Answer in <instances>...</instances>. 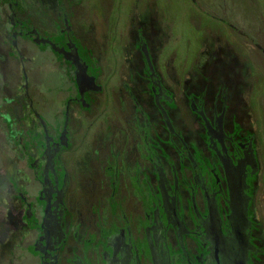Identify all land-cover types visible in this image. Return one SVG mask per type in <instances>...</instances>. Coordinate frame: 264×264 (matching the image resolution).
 <instances>
[{"label": "rangeland", "instance_id": "1", "mask_svg": "<svg viewBox=\"0 0 264 264\" xmlns=\"http://www.w3.org/2000/svg\"><path fill=\"white\" fill-rule=\"evenodd\" d=\"M63 2L61 9L59 0H0L8 17L0 13V130L15 134L20 151L0 149V171L12 175L0 179V203L27 212H16L1 234L0 264H43L31 251L42 229L30 222L38 223L48 187L49 243L59 264L100 263L118 227L140 231L145 219L155 225L159 168L166 184L176 178L177 211L188 216L181 211L197 191L194 174L210 189L213 174L222 175L205 125L215 126L222 113L231 155V139L239 146L250 139L249 163L258 164L247 211L258 250L248 260L264 264V0ZM70 28L92 57L99 55L97 77ZM24 36L53 43L60 56L80 63L77 96L65 98L63 70L47 47H26L31 58L23 72Z\"/></svg>", "mask_w": 264, "mask_h": 264}, {"label": "flooded vegetation", "instance_id": "2", "mask_svg": "<svg viewBox=\"0 0 264 264\" xmlns=\"http://www.w3.org/2000/svg\"><path fill=\"white\" fill-rule=\"evenodd\" d=\"M222 118L223 113L218 115L215 126L205 122L209 142L222 163V175L213 174L215 185L210 189L198 173L194 174L199 196L192 190L186 197L181 214L188 216L177 211L181 204L176 197V178L173 185L166 184L164 172L158 167L156 186L161 205L154 211L155 225H149L150 221L145 219L140 231L129 223L118 227L109 235L112 245L110 251L101 253L102 262L91 264H250L249 253L258 249L251 240L247 215L249 189L254 186L248 178L256 174L258 164L249 163L250 139L242 143L241 152L233 148L231 155L222 131ZM53 218L49 209L42 210L37 223L43 238L34 239L33 252L43 264H59L57 246L49 243Z\"/></svg>", "mask_w": 264, "mask_h": 264}, {"label": "trees", "instance_id": "3", "mask_svg": "<svg viewBox=\"0 0 264 264\" xmlns=\"http://www.w3.org/2000/svg\"><path fill=\"white\" fill-rule=\"evenodd\" d=\"M67 2L69 3V1H67ZM59 3L61 5V9H63V7L66 6L65 3L63 2V0H59ZM68 3H67V5H68ZM74 5H72V6H74ZM77 5L78 4H76V6ZM70 8H71V5H70ZM73 12L74 11L72 9L71 10L70 9H67V10H64L63 11L66 22L67 21L68 22H71L70 16L73 15ZM0 13L3 14L2 16H4L6 14V11H4V5H1L0 6ZM4 17H5V19L8 18L7 15H5ZM67 31L70 32L69 35H71V38H72V40L74 42L77 39L76 40L77 41L76 43H78L79 41L82 43L81 44L79 42L78 46H80V47L78 48V50H79L81 56L86 60V62L88 64V68L90 69V72L97 77V75H99L100 72L102 71V69H101V63L98 60L99 55H97V60H96V57L94 58V57L91 56V55H93V53L92 52H89L88 50H86V48H89V46L85 45V43L81 39V36L79 35L80 36L79 37L77 34L75 35L73 33L74 31H72L71 28L70 29H67ZM159 36H160V34H158V39H159ZM31 41H32V44L34 46L33 49H35V48L37 49L38 48V50L40 51V50H43V48L47 47L48 49H50L54 53L55 60H54L53 63H56L57 62L58 67L61 66V70H63L62 76H63V78H65V82L67 84L66 90L68 89L67 90L68 91V94L66 95L65 98H67V97L70 98V96H73V95L74 96H77L79 94L78 82H77L78 80H77V77H76L78 70H76L74 68L75 67L77 68V66H80V63H78V62L77 63L76 62L73 63L74 61H73L72 57L69 56L68 54H64V55H61L60 56L58 54V51H55V49L53 48V46L49 42H47V41H43V43H39L38 41H35L33 38L31 39ZM136 42H138V41H136ZM160 44H161V42H159V44H158L159 47H160ZM22 60H23L22 63L24 65L23 66V72H24V70L26 69V66L25 65L27 63L26 62L27 60H26L25 56H22ZM36 63L39 64L37 61H36ZM59 63H60V66H59ZM52 64H51V66H52ZM37 66L39 67V65H37ZM52 68L57 71V69L55 67L52 66ZM59 73H60V71H59ZM55 118L58 119V116H55ZM60 119L57 120V122L55 124V128H56L55 132L56 133H57V131H59V125H60V122H61ZM231 140H232V145H233L234 149H240V146L242 148V145L240 144V146H239V143L237 142L238 139L235 138V140L234 139H231ZM16 142H17V140H16V136H15L14 133H12V132H10L8 130L7 131L0 130V149L10 148V149L14 150V152L17 155L18 152L20 153V151L17 152V150L15 149ZM52 147L56 148V147H58V145L54 143V144H52ZM3 158L4 157L0 155V159H3ZM15 162L13 160V163H14L13 164V171L16 172L17 175H21L23 173V171H21L20 168L16 167V165H15L16 163ZM10 176H12V175L10 174V172H7L6 170H3L2 169L0 171V179L1 178H6L8 180V178H10ZM254 176H255V174H254ZM251 177H253V176H250L248 178L249 181L251 180ZM211 182H213V177H212V181ZM0 188H1V185H0ZM253 188H254V186H253ZM253 188H250L249 189V193L251 191H253ZM23 193H24V191H23ZM9 196H11V194ZM3 201L4 202H1L0 203V204H3L2 207H4L3 210H0V212L1 211L3 212V213L1 212V214H0V236H1V234H6L9 231V228H11L10 225H12V223H13L12 220H14V214L16 212H17L16 213V216L17 217L19 216L20 218H21V216L25 217L27 215V212L26 213H25V211L23 212L20 208L16 209V211L11 210L10 209L11 206L9 205V201H8V203H7V200H3ZM2 207H0V208H2ZM48 209H49V211H51L50 204H49V208ZM52 212H53V210H52ZM32 217L36 218V216L34 214H33ZM16 221H19V220H16ZM30 223L32 224L30 226H33V225L37 226V223L35 221L33 223L32 222H30ZM31 251H33V250H31Z\"/></svg>", "mask_w": 264, "mask_h": 264}, {"label": "crops", "instance_id": "4", "mask_svg": "<svg viewBox=\"0 0 264 264\" xmlns=\"http://www.w3.org/2000/svg\"><path fill=\"white\" fill-rule=\"evenodd\" d=\"M21 38H23V46H22V44L20 43V46L18 45V50H19V56H20V62H21V65H22V68H23V64H22V56H25V58H26V60L28 59V58H31V56H30V53L28 54L27 52H26V47H30V49H33V48H31V47H34L33 46V44H32V41H31V38H29V37H21ZM15 41H16V39H15ZM38 49V48H37ZM66 86H67V84H66ZM68 90V89H67ZM66 90V87H65V92H66V94H68V91Z\"/></svg>", "mask_w": 264, "mask_h": 264}, {"label": "water", "instance_id": "5", "mask_svg": "<svg viewBox=\"0 0 264 264\" xmlns=\"http://www.w3.org/2000/svg\"><path fill=\"white\" fill-rule=\"evenodd\" d=\"M40 39H41V41H43V38H40ZM50 44L53 46L54 49L56 48V46L53 43H50ZM78 74H79V71H77V76H76L77 80H78ZM44 151L46 153V162H47L48 155H49L48 144H46V146L44 148ZM46 162H45L44 166L46 165ZM41 189L44 190L43 186L41 187ZM46 190L47 191L45 192V201H44V204H43V207H42L44 212H46L48 210L47 208H49V204H50V190H49V187ZM51 264H52V262H51ZM53 264H55V263L53 262Z\"/></svg>", "mask_w": 264, "mask_h": 264}]
</instances>
